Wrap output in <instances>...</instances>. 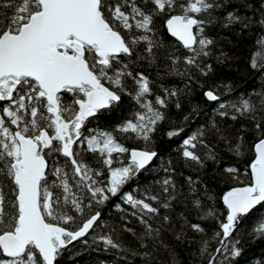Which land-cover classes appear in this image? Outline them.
I'll list each match as a JSON object with an SVG mask.
<instances>
[{
    "label": "snow or ice",
    "instance_id": "1",
    "mask_svg": "<svg viewBox=\"0 0 264 264\" xmlns=\"http://www.w3.org/2000/svg\"><path fill=\"white\" fill-rule=\"evenodd\" d=\"M241 59L259 86L231 96L212 61ZM165 122L173 155L198 173L219 165L221 143L243 160L212 170L222 195L160 160ZM165 232L187 264H264L241 260L247 240H264V0H0V264H108L92 253L127 251L125 238L145 264L160 249L185 264Z\"/></svg>",
    "mask_w": 264,
    "mask_h": 264
},
{
    "label": "trees",
    "instance_id": "2",
    "mask_svg": "<svg viewBox=\"0 0 264 264\" xmlns=\"http://www.w3.org/2000/svg\"><path fill=\"white\" fill-rule=\"evenodd\" d=\"M213 32L219 33L222 37H230L233 41L236 40V37L233 36L228 31H222L219 28H214ZM221 46L225 50L237 51L236 49L232 48L231 45H229L226 40H223V39L221 40ZM252 46H253V39H245L243 41L242 51H239L238 55L242 57H247L250 52L254 51ZM212 62L214 63V66L216 68L215 76L213 77V79L217 81L230 82L235 88V91L229 95L235 96L237 93H241L243 90H250L253 87L259 86V77L255 75L253 72H244V71L238 72L237 71V68H236L237 65L243 68V63H244L243 59L236 61V63L232 67L215 64V61H212ZM150 71L154 72L155 69H150ZM174 79L177 81V83H179V78H174ZM180 86L183 87L182 84H180ZM221 91H223V89H221ZM226 98L228 97L222 96V99H226ZM191 103L194 105L198 104L204 112H208L210 110V102L206 103L204 101V98L201 95L200 89H196L191 94ZM171 118L172 120H175L178 122L180 119V114L173 112L171 114ZM200 122H201L200 117H196L195 120H190L185 130L187 131L191 129L194 131L196 128V125ZM169 126L170 125L168 122L163 123L158 128V131L156 133L155 147H156V151L158 155L160 156V160L166 163L167 160L171 157L173 160V166L177 168L178 172H182L184 175L190 174L193 176V178H196V176L199 175L203 177L204 179H207L209 186L212 189V193L216 196L222 195V191L225 190L224 184L219 181L208 179L209 177L215 176L217 174L213 172L212 170L215 167L223 169L231 165V166H238L241 169V171H243V168H244L243 160L239 159L238 163H234V161H236L238 158L234 157V155L230 153L227 150V148L221 143L219 145H216L215 147V151L219 153V158H220L219 165H214L212 161H209L207 163L206 169L198 173L197 171L194 170V167L189 168L187 165L181 163V161L176 159L175 156L173 155L180 137L168 138L166 136V132L168 131ZM247 139L252 140V135L249 134ZM205 151L206 150L202 146H198L197 148L198 153L203 155ZM152 175L153 174H150V173H142L140 175V182L143 183L145 178H147L148 182L151 183ZM161 175H163V173H161ZM177 179L181 183H183L182 176H178ZM109 203H111V201ZM221 203L222 202L217 201V207H220ZM102 211L107 212L108 209L105 208ZM112 211L113 213H115L116 210L112 209ZM181 211H185V209L181 205L178 204L176 206V212H181ZM185 214L188 216V218L192 222H200L202 223L204 227L211 226L210 221L208 222L197 221L196 213L191 209V207H189L186 210ZM172 215L175 217L176 213H173ZM129 239L130 238H125V246L126 248H128L127 251L120 252L119 254L115 252H111V253H92V255L94 257L99 256V259L107 261L108 264H145L144 258L141 255L137 254L139 252H143V249L139 248L135 244L128 243ZM164 240L175 247L176 252L185 261V264H187V260H188L187 249L173 238V235L171 232L164 233ZM243 246H244V255L241 257V260L246 259L249 256H253V254H255L253 258L258 259L259 255L261 253H264V240H259V239L254 240V241L247 240ZM77 259L82 260L83 258L77 257ZM169 259L170 257H169L168 252L164 251L163 249H160L158 252H155L153 254L150 264H167Z\"/></svg>",
    "mask_w": 264,
    "mask_h": 264
}]
</instances>
